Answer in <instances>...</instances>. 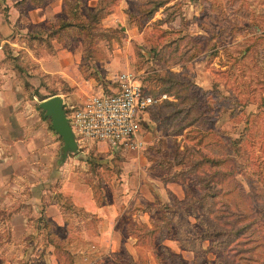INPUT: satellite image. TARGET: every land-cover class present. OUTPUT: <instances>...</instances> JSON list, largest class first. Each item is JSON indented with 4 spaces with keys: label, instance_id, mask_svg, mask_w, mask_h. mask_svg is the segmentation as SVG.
<instances>
[{
    "label": "rangeland",
    "instance_id": "374dc122",
    "mask_svg": "<svg viewBox=\"0 0 264 264\" xmlns=\"http://www.w3.org/2000/svg\"><path fill=\"white\" fill-rule=\"evenodd\" d=\"M101 1L0 0V264H264V0ZM122 71L140 147L63 154L39 101Z\"/></svg>",
    "mask_w": 264,
    "mask_h": 264
},
{
    "label": "built area",
    "instance_id": "2783aa9c",
    "mask_svg": "<svg viewBox=\"0 0 264 264\" xmlns=\"http://www.w3.org/2000/svg\"><path fill=\"white\" fill-rule=\"evenodd\" d=\"M117 82L116 89L90 94L66 111L78 143L104 141L112 150L140 147L147 109L162 97L147 93L133 72L122 71Z\"/></svg>",
    "mask_w": 264,
    "mask_h": 264
},
{
    "label": "water",
    "instance_id": "95a60500",
    "mask_svg": "<svg viewBox=\"0 0 264 264\" xmlns=\"http://www.w3.org/2000/svg\"><path fill=\"white\" fill-rule=\"evenodd\" d=\"M38 106L44 111V116L50 118L52 128L61 136L63 141L61 152L66 154L69 151H76L78 142L66 115L62 96L53 94L45 97L39 101Z\"/></svg>",
    "mask_w": 264,
    "mask_h": 264
},
{
    "label": "trees",
    "instance_id": "16d2710c",
    "mask_svg": "<svg viewBox=\"0 0 264 264\" xmlns=\"http://www.w3.org/2000/svg\"><path fill=\"white\" fill-rule=\"evenodd\" d=\"M28 4H30V6H33V7H42L44 4H45V2L46 1H48V0H25ZM82 1L83 0H63V3H64V6H65V4H69L70 2L73 4V6L74 7H76L77 6V3H82ZM102 1L101 0H98V2L91 8V9H88V12H87V14H89V16L91 17V19H93V20H95V21H99V19L100 18H102V17H104V15H106L108 12H109V10L107 9V8H105L104 6V4L103 3H101ZM162 3L161 2H157L156 3V6L153 8V7H150V8H148L147 10H149V11H155L160 5H161ZM19 7V6H18ZM19 10H20V8H19ZM145 91L147 92V93H150V94H152V95H154L155 96V94H153V93H151V91H149V90H147L146 88H145ZM157 103V101L154 103V104H156ZM154 104H152L151 106H149L148 107V109L150 108V107H152ZM67 112H68V109H65ZM190 205H193V204H190ZM240 213H235V216H236V221H235V223H239L240 222V220H241V218H240V216H241V211H239ZM191 215H194L192 212L190 213ZM242 227H235V231H236V233H235V239H238V238H240V237H242V235H243V233L240 231V229H241ZM231 230V229H230ZM238 230V231H237ZM226 231V230H225ZM256 248V247H255ZM234 254H236V253H233V254H231L230 256L231 257H233L234 256Z\"/></svg>",
    "mask_w": 264,
    "mask_h": 264
},
{
    "label": "crops",
    "instance_id": "0c3cea01",
    "mask_svg": "<svg viewBox=\"0 0 264 264\" xmlns=\"http://www.w3.org/2000/svg\"><path fill=\"white\" fill-rule=\"evenodd\" d=\"M0 146H2V147H3V143H1V144H0Z\"/></svg>",
    "mask_w": 264,
    "mask_h": 264
}]
</instances>
